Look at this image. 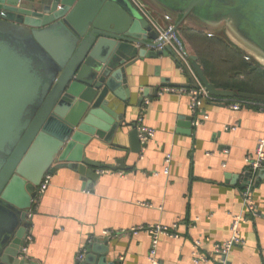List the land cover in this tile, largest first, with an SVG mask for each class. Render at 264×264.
<instances>
[{"label": "crops", "instance_id": "0c3cea01", "mask_svg": "<svg viewBox=\"0 0 264 264\" xmlns=\"http://www.w3.org/2000/svg\"><path fill=\"white\" fill-rule=\"evenodd\" d=\"M157 12L165 22L163 12ZM177 32L217 88L264 96V88L257 91L245 82L246 88L241 89L244 82L230 80L225 65H247L242 52L226 37L185 26ZM230 53L239 62L225 56ZM129 73L128 103L116 99L110 103L118 116H124L123 127L110 142L94 138L85 150V157L94 164L119 170L90 167L89 172L97 174L94 180L69 169L51 174L50 186L32 220L34 240L26 254L29 263H82L90 245L106 241V264H152L148 258L152 236L131 230L161 225L178 238L160 236L159 264H195L192 246L196 240L201 241L200 253L207 258L200 264H217L215 245L231 238L235 216L246 215L241 195L244 173L247 160L255 159L258 141L264 137V111L250 107L232 111L219 102H206L200 114L207 120L197 128L192 122V132L185 134L189 128L179 124H188V118L194 121L190 96L160 95L163 88L156 95L162 80L178 89L193 84L179 63L172 56L144 59ZM140 117L155 136L133 152L129 135ZM168 156L171 164L165 175ZM252 198L256 214L240 226L243 245L233 248L228 264H264V181L256 180Z\"/></svg>", "mask_w": 264, "mask_h": 264}, {"label": "water", "instance_id": "95a60500", "mask_svg": "<svg viewBox=\"0 0 264 264\" xmlns=\"http://www.w3.org/2000/svg\"><path fill=\"white\" fill-rule=\"evenodd\" d=\"M141 1L162 29L213 30L264 62V0ZM157 39L130 0H0V264H32L22 253L26 217L46 174L69 169L94 180L90 167L119 170L94 164L85 150L94 138L110 142L123 127L124 116L110 103H128L131 67L160 56L178 62L170 49L156 50ZM191 59L211 96L264 103L263 95L217 88ZM175 87L162 80L156 95ZM187 121L179 126L190 134L193 119ZM129 138L139 152L136 127ZM108 250L97 241L78 264H106Z\"/></svg>", "mask_w": 264, "mask_h": 264}, {"label": "built area", "instance_id": "2783aa9c", "mask_svg": "<svg viewBox=\"0 0 264 264\" xmlns=\"http://www.w3.org/2000/svg\"><path fill=\"white\" fill-rule=\"evenodd\" d=\"M130 2L138 9V11L149 20L155 30L158 33L157 42H161L159 46L156 48L157 51H165L170 49L172 54L178 59V63L180 69L183 73L189 75L193 84L189 88H163L160 92V95L163 93H180V94H188L190 96V110L192 112V116L194 117L193 126L197 128L203 122L207 120V116L205 114L201 115V108L206 102H219L228 107V109L232 111H239L243 108L247 107H256L261 111H264V103L254 102L245 99H235V98H218L211 96L205 87L201 84L198 76L192 65V57L189 54L186 45L181 40L178 35L177 30L173 28V26L169 25L166 29H162L159 25H157L154 20L151 18L147 6L141 0H130ZM148 105V102H145V106ZM143 120L140 117L139 124H137V131L140 143L145 147L149 140H151L155 136V131L152 128H148L142 124ZM232 130H235L233 128ZM171 164V156H168L165 160V170L164 174H169V167ZM247 169L244 173L246 177V185L242 189V201L243 206L245 208L246 215H237L234 217L232 225H231V238L222 243L216 244L214 247V253L217 256V264H228V257L236 246L243 245V240L240 237V226L249 222L250 218L256 214V206L254 200L252 198V190L253 186L257 180L258 173L264 169V137L258 141L256 156L253 160H247ZM157 176V174H156ZM51 175L46 174L42 179L39 187L37 188L36 195L31 201V208L27 211L26 223L29 225L27 228V232L23 239L22 253L27 254L29 250V246L32 244L33 232H32V220L36 213L38 204L42 198V196L46 193L47 189L50 186ZM146 231L148 232L153 240L151 244V249L149 252V261L152 264H159L157 259V251L160 236H168L172 238H178V235L173 232L170 228L156 225L149 226L148 228H136L132 229V234H137L138 232ZM125 232H120V234ZM107 235V234H106ZM201 241L196 240L192 246V254L193 261L195 264H200L201 262H206L207 258L204 257L200 253Z\"/></svg>", "mask_w": 264, "mask_h": 264}, {"label": "rangeland", "instance_id": "374dc122", "mask_svg": "<svg viewBox=\"0 0 264 264\" xmlns=\"http://www.w3.org/2000/svg\"><path fill=\"white\" fill-rule=\"evenodd\" d=\"M186 28L187 27H185V29ZM204 33L206 35H210V36L215 35V36H221L223 38L225 37L221 34H216V33L214 34L213 30H210V31L204 30ZM178 35H179V33H178ZM179 37H180V35H179ZM226 52H228V50ZM241 54H242V59L247 66L243 65L242 61H241L242 65L241 64H233L232 65V63H230L229 65H225V68L227 69V73L230 75V80L232 79V81H234L233 83H238V84L241 82H244V83L246 82V84L248 83L250 86H252L257 91H259L260 89H258V87L264 88V76L261 74L262 69L264 70V65H263L264 62L260 63L259 60H256L252 55H250L247 52H244ZM219 56H221V55H219ZM225 56H228L229 60L236 58L234 53H230V57L228 54ZM235 61L239 62L236 59H235ZM233 66L235 69L233 68ZM237 73L239 75H237ZM225 78L228 79L226 76H225ZM230 80H228V81L231 82ZM230 84H232V83H230Z\"/></svg>", "mask_w": 264, "mask_h": 264}, {"label": "trees", "instance_id": "16d2710c", "mask_svg": "<svg viewBox=\"0 0 264 264\" xmlns=\"http://www.w3.org/2000/svg\"><path fill=\"white\" fill-rule=\"evenodd\" d=\"M250 72V71H249ZM261 74L264 76V70L262 69V72H261ZM247 86V85H246ZM246 86H245V83H242V85H241V89H245L246 88ZM235 90H237V92H239V93H241V91L242 90H239V89H235ZM250 108H255V109H258V108H256V107H250Z\"/></svg>", "mask_w": 264, "mask_h": 264}]
</instances>
